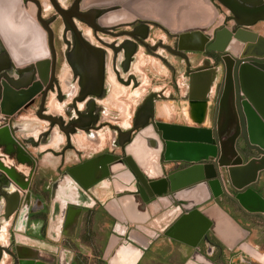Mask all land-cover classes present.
<instances>
[{"label": "flooded vegetation", "instance_id": "flooded-vegetation-1", "mask_svg": "<svg viewBox=\"0 0 264 264\" xmlns=\"http://www.w3.org/2000/svg\"><path fill=\"white\" fill-rule=\"evenodd\" d=\"M176 1L0 0L1 4L10 5L14 24L24 22L22 30L7 29V25L0 24V264H18L16 245L25 243L18 240V236L47 241V237L44 238L46 216L49 211L54 212L55 206L58 212L61 210L57 202H53L50 209L47 201L51 197L52 183L62 178L63 172L73 170L79 164L93 169L95 161L102 160L107 153L124 156L125 145L118 144V141L134 134L136 129H131L134 117L148 96L154 103V118L149 117L148 121L155 131H161L156 124L161 120L170 125L188 124L185 114L189 100L186 61L190 62V67L208 57L220 63L219 55L224 49L215 50L211 46H220L222 42L208 40L215 39L218 25L228 29L239 25L235 21L236 14L230 10L222 11L226 8L224 0H205L219 8L221 15L217 22L213 20L203 31L210 36L208 34L202 50L180 49L176 46L179 34L190 32L188 27L198 23L190 20L189 0L181 1L180 10H174ZM237 1L246 9L256 8L254 11L264 17V0ZM202 13L207 15L205 9ZM260 22H264V18L256 20L249 28L259 31L255 25ZM6 30V33L10 31L13 39L22 42L21 45L16 41V47L12 45L14 55L8 48L4 35ZM41 33L49 57L45 80L38 75L36 59H27L29 51L25 48L32 34L36 43L34 50L39 54ZM238 47L239 41L229 45L230 49ZM156 61L167 70V78L158 74L159 69L154 65ZM180 70L181 78L177 75ZM223 74L222 67L220 80ZM144 78L152 83L151 89L145 93L142 92ZM35 82L41 83L42 87L17 106L14 96L10 95L9 101L3 98L6 85L19 90L27 89ZM219 82H215L217 89ZM216 94V91H211L212 100ZM175 104L181 108V113L167 117L165 106ZM142 113L140 108L139 116ZM214 114L215 105L212 104L208 112L210 126ZM79 124L81 127L77 126ZM76 134L84 137L92 134L89 137L94 138L100 147L88 151L87 146L75 148ZM69 149H73L79 159L64 164ZM49 152L56 161L48 167L41 159ZM183 165L185 163H181ZM16 181L24 187L16 189ZM258 190L261 192V187ZM28 193L31 194L30 200ZM36 196L42 203L35 202L33 207L38 209L32 212L31 203ZM85 209L82 207V211ZM260 220L264 224V220ZM21 222L23 228L19 231L16 226H21ZM73 235L66 234L70 238L63 240L55 251H44L48 258L54 257V264H83ZM206 242L203 250L210 249V258L219 262L216 257L222 251L220 243L209 234ZM106 243L101 244L92 264H113L106 253ZM20 251L24 255L28 250L20 248Z\"/></svg>", "mask_w": 264, "mask_h": 264}, {"label": "water", "instance_id": "water-1", "mask_svg": "<svg viewBox=\"0 0 264 264\" xmlns=\"http://www.w3.org/2000/svg\"><path fill=\"white\" fill-rule=\"evenodd\" d=\"M197 1L204 4L200 8V14L205 9L207 15H199L198 21H193L198 24L188 27L190 32L179 34L176 46L180 49L202 50L208 39L209 33L205 35L203 31L214 20L216 12L208 1ZM224 1L226 8L236 14L235 21L239 26L228 29L218 25L215 39L212 40V37L208 40L222 42L220 46H211L215 50L224 49L223 54L219 55L220 63H215L208 57L190 67V62L186 61L189 100L185 114L189 123L170 125L161 120L156 123L161 131H155L148 121L149 117L154 118V103L151 96H148L140 107L143 110L142 116H139V108L134 117L131 129L136 131L131 137L118 141V144L125 145L122 158L118 154L107 153L102 160L95 161L93 169H89L86 164H79L73 170L63 172L64 176L52 183L50 199L53 201L55 198L59 203V229L61 230L63 222L64 234H74L82 207L87 206L82 200L83 195L89 192L90 186L96 181L120 182L126 188L134 183L133 192H127L133 196L134 203L139 199L144 208V205L163 199L164 207L156 212L170 214L177 211L176 218L164 232L193 247L190 255L193 263L190 264H239L240 250L251 255L257 264H264L263 252L262 254L243 244L239 246L240 250L226 252L222 249L217 256L221 262L210 258V249L203 250L204 245H207L208 234L213 236L214 231L212 219L200 209L202 205L218 204V200L224 198L234 202L243 212L264 220V34L261 30L249 28L256 20L264 17L254 11L256 8L246 9L237 0ZM10 9L9 4L0 3V24H4L1 13L12 16ZM40 38L42 49L39 54H33L30 47L24 44L29 51L27 59H36L38 75L45 80L49 57L42 33ZM49 41L51 42V37ZM194 41L199 44H189ZM233 41H239L238 48H229ZM8 48L14 55V48L10 45ZM222 67L224 74L220 80ZM215 82H219L218 89ZM41 87L39 82L19 90L6 85L3 98L9 101V96H14L17 106ZM212 90L217 92L214 100L211 98L213 94L210 96ZM212 104L215 105V114L210 126L208 112ZM80 125L82 124L77 126L81 127ZM136 138L138 140L133 144ZM237 143L240 144L237 146ZM181 163L185 165L181 166ZM30 165L32 170L33 160ZM104 176L106 178L102 179ZM18 186L24 187V184L16 181V189ZM257 187H261V192ZM122 191L123 189L117 192ZM15 193L18 196L17 190ZM61 194L65 196L58 197ZM30 196L28 193V200ZM124 199V207L127 209L130 199ZM35 202L41 204L42 200L38 196L32 200V212L38 209L33 207ZM21 224L16 226L19 231L23 228V223ZM130 233L125 227L117 230L116 222L113 224L112 234L122 238L115 246L111 261L118 256L121 246H128L137 252L132 264L138 262L144 249ZM18 240L25 242L16 245L18 264L55 263L52 259L54 257L48 258L45 255L47 253H43L44 250L31 243L33 238L18 236ZM20 248L27 249V253L23 255ZM55 249H49L48 252ZM247 264L255 263L248 260Z\"/></svg>", "mask_w": 264, "mask_h": 264}, {"label": "crops", "instance_id": "crops-1", "mask_svg": "<svg viewBox=\"0 0 264 264\" xmlns=\"http://www.w3.org/2000/svg\"><path fill=\"white\" fill-rule=\"evenodd\" d=\"M181 1L182 0H177L175 2L174 10L181 9V5H179ZM203 5L204 4L201 2L198 3L197 0H189L190 20L198 21L200 8ZM157 63L159 65L158 61ZM158 65L155 66L159 67ZM160 65L162 64L160 63ZM159 69L161 68L159 67ZM164 111L166 116H174L169 106H165ZM89 136H92V134ZM89 136L84 137L83 135L76 134L74 136L75 148L80 149L82 146H87L88 148L86 151L90 150V148H99L100 145H97V143L94 142V138L91 139ZM54 144H56V142ZM78 159L73 149H69V151L66 152L64 164L77 161ZM54 161H56V158L51 155L50 152L46 153L41 159V162L48 167L53 165ZM119 183L120 182L99 180L90 186L89 192H85L86 194H84L87 197L83 195L82 198L87 204L85 207L86 209L81 212L75 229L78 228L81 222L82 214L88 209H95L96 218L103 215V222L108 225V231L105 234L103 244L107 242L106 253H108L109 257L113 256L115 246L122 238H118L115 234H112L113 224L116 222L117 230L118 228L125 227L126 231L131 232L130 236L134 237L138 244H140L139 246L144 249V252L138 260L141 264L193 263L190 259L193 247L164 232L172 220L176 218L177 211L170 214L156 212L159 208L164 207L165 200L163 199H160V202H151L150 204L144 205V208H142L143 205L140 203L139 199L134 203L133 196L127 194V192H133L132 189H135L134 183L128 185L127 188L125 185L123 186V184ZM122 189V192H117ZM257 189L259 188L257 187ZM125 197H129L130 199V204L128 205L129 209L124 207L123 201ZM92 203H95V205L90 206ZM96 206L98 208H95ZM200 209L212 219L213 237L220 243L224 251L231 252L232 249L240 250L239 246L243 244L252 247L258 252L264 253V224L259 217L243 212L234 202L224 198L221 200L219 199L218 204L212 203L210 206L202 205ZM75 229L74 232H76ZM46 236L44 238H46ZM242 249L247 251L245 248ZM240 253L241 255L238 256V261H240L239 264H247L248 260L257 264L251 255L241 252V250ZM136 256L137 252L131 247L121 246L118 249V258H112V263L132 264ZM216 259L221 262L218 257H216Z\"/></svg>", "mask_w": 264, "mask_h": 264}, {"label": "rangeland", "instance_id": "rangeland-1", "mask_svg": "<svg viewBox=\"0 0 264 264\" xmlns=\"http://www.w3.org/2000/svg\"><path fill=\"white\" fill-rule=\"evenodd\" d=\"M215 9V17L214 22H217L218 17L221 15L219 8ZM224 12H228L229 10L227 8H223ZM256 28H259L264 34V22H260L255 25ZM154 65H158L157 61L154 63ZM155 66V67H156ZM159 67H156L159 69V75L167 78V70L164 68L163 65H158ZM150 75V74H149ZM179 78L182 76V70H180V73L177 74ZM152 86V83L149 82V79L144 78L143 84H142V92L145 93L146 91L150 90ZM182 88V85L181 87ZM134 96V95H133ZM184 104V102L182 103ZM181 105V104H180ZM170 110L173 113L180 114L181 108L175 105L169 106ZM64 194L59 195L58 197H64ZM48 206L51 209L53 206V202H56V199H53L51 201L48 198ZM60 215L57 211V206H55L54 212H48V215L46 216L47 222H46V229H47V241L44 243L42 241L37 240H30L32 244L36 245V247L46 250L47 252L49 249H54L59 247V244L62 243L63 240L69 239L70 237L64 235L59 230V223H60ZM104 216L101 215V217L96 218L95 209H88L86 212L82 214L81 222L78 225V228L76 229L75 235L72 236V238L77 242V253L80 257V260H82L83 264H92V258L96 259V255L99 253V248L101 244L104 242V237L106 232L108 231V225L103 222ZM45 254V252H43ZM46 255V254H45ZM99 259V258H98ZM100 260V259H99Z\"/></svg>", "mask_w": 264, "mask_h": 264}, {"label": "bare ground", "instance_id": "bare-ground-1", "mask_svg": "<svg viewBox=\"0 0 264 264\" xmlns=\"http://www.w3.org/2000/svg\"><path fill=\"white\" fill-rule=\"evenodd\" d=\"M207 10H205V12H206ZM200 15H203V13L202 14H200ZM204 16V15H203ZM1 17L4 19L3 20V22H4V24L5 25H7V29L9 28V29H20V30H22L23 29V24H24V22H21V23H18V24H14L13 22H12V19H11V17H10V15L8 14V13H1ZM7 32V30L6 31H4V35H5V38H6V41L8 42V45H10V47H12V45H15L16 44V41H20L19 39H17V38H15L14 39V43L12 44V40H13V38H12V34H10L9 32L8 33H6ZM34 39H35V36H33L32 34L29 36V38H28V40H27V43H26V45H28L29 47H30V50H31V52L33 53V54H38V53H36V51L34 50L35 49V47H36V43H35V41H34ZM23 41V40H22ZM20 43H22L21 41H20ZM16 49V48H15ZM186 110V109H185ZM137 138H136V140L134 141V143L133 144H136V142H137ZM226 151H227V149H226ZM153 171L151 170V172L150 173H152ZM102 187V186H101ZM71 188V187H70ZM102 189V188H101ZM108 189V188H107ZM103 191V190H102ZM66 259V258H65Z\"/></svg>", "mask_w": 264, "mask_h": 264}]
</instances>
